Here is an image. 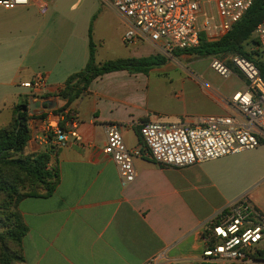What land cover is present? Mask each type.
<instances>
[{
  "label": "crops",
  "instance_id": "1",
  "mask_svg": "<svg viewBox=\"0 0 264 264\" xmlns=\"http://www.w3.org/2000/svg\"><path fill=\"white\" fill-rule=\"evenodd\" d=\"M53 1L0 6V129L12 122L16 106L26 104L33 119L25 155L55 147L50 167L60 173L51 195L25 198L17 207L28 227L23 264H207L202 256L208 226L262 182L250 187L242 177L238 156L246 152L182 169L155 164L146 154L141 126L168 116L178 122L196 120L152 108L150 72L156 68L95 79L67 110L79 123L80 140L47 143L48 123L62 122L54 111L67 104L60 92L89 61L90 34L99 65L154 56L149 44H124L128 27L111 0H87L82 13L64 6L50 11ZM232 76L243 83L237 92L244 91V78ZM39 78L44 89L28 87ZM188 78L217 102L216 91ZM218 104L223 113L212 115L226 114ZM108 125H118L128 149L141 153L133 160L137 177L126 186L104 153Z\"/></svg>",
  "mask_w": 264,
  "mask_h": 264
},
{
  "label": "built area",
  "instance_id": "2",
  "mask_svg": "<svg viewBox=\"0 0 264 264\" xmlns=\"http://www.w3.org/2000/svg\"><path fill=\"white\" fill-rule=\"evenodd\" d=\"M32 0H0L3 8L28 7ZM254 0H111V7L127 24L125 45L149 44L168 57L177 51L198 47L204 34L215 42L228 34L248 12ZM264 52V20L254 34ZM246 82L244 91L222 98L224 115H209L192 123L149 122L140 128L146 154L157 165L188 168L254 151L264 145V79L257 65L249 59L231 55L214 58L211 68L228 80L232 68ZM190 75L203 87L205 82ZM42 90V78L28 86ZM63 121L64 117L59 116ZM78 121L60 125L48 123L47 143L64 144L70 138L80 140ZM104 153L116 164L123 186L137 177L133 160L141 155L129 150L118 125L106 127ZM52 137V138H51ZM54 138V139H53ZM206 244L202 259L207 264H264L254 257L264 249V212L251 204L249 195L235 202L221 220L212 222L204 234ZM156 264V263H154Z\"/></svg>",
  "mask_w": 264,
  "mask_h": 264
},
{
  "label": "trees",
  "instance_id": "3",
  "mask_svg": "<svg viewBox=\"0 0 264 264\" xmlns=\"http://www.w3.org/2000/svg\"><path fill=\"white\" fill-rule=\"evenodd\" d=\"M263 20L264 0H254L244 17L221 39L212 42L203 34L198 47L177 51L174 55L187 54L199 58L213 56L223 60L231 55H239L254 62L264 79V52L258 48L259 42L254 36ZM166 63V57L154 55L99 65L96 63L95 47L90 34V55L86 68L72 75L60 92V97L67 102L64 108L54 111L55 115L64 117L60 127L65 130L67 123L75 119L67 110L87 94L90 84L98 77L120 70L148 73ZM228 65L233 69L230 63ZM233 72L240 74L236 69ZM25 106L26 104L16 106L12 122L0 129V264L25 262L23 239L28 233V227L17 211L19 203L25 198L51 195L60 182L58 168L50 167L52 155L56 153L55 147L25 155L31 139L29 121L33 119ZM41 118L44 119L43 116ZM254 257L264 259V250H257Z\"/></svg>",
  "mask_w": 264,
  "mask_h": 264
},
{
  "label": "rangeland",
  "instance_id": "4",
  "mask_svg": "<svg viewBox=\"0 0 264 264\" xmlns=\"http://www.w3.org/2000/svg\"><path fill=\"white\" fill-rule=\"evenodd\" d=\"M86 1L54 0L49 3L50 11L56 10V7L64 6L68 10L76 9L82 13L85 11ZM147 47L153 51L154 55H162L151 45H147ZM214 58L216 57L199 58L187 54L179 56L173 54L166 57V67L156 68L150 72L152 108L165 110L169 113L168 115H188L193 120L200 116L223 113L218 103H223V97H230L241 90L240 85L243 83L236 76L226 80L218 75L211 68ZM190 73L200 77L206 83L207 89L216 91L214 98L218 103L206 93L204 88L197 86L188 78ZM169 118L170 116L167 119L161 117L159 122L178 123V121L168 120ZM238 158L243 164L242 177L250 184V187L257 180H262L247 194L251 204L261 210L264 208V145L255 151L241 154ZM1 232L0 229V234Z\"/></svg>",
  "mask_w": 264,
  "mask_h": 264
},
{
  "label": "water",
  "instance_id": "5",
  "mask_svg": "<svg viewBox=\"0 0 264 264\" xmlns=\"http://www.w3.org/2000/svg\"><path fill=\"white\" fill-rule=\"evenodd\" d=\"M25 109L28 110V106H25Z\"/></svg>",
  "mask_w": 264,
  "mask_h": 264
}]
</instances>
